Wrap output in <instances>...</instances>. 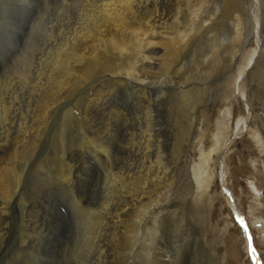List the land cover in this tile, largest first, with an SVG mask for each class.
<instances>
[{
	"label": "bare ground",
	"instance_id": "bare-ground-1",
	"mask_svg": "<svg viewBox=\"0 0 264 264\" xmlns=\"http://www.w3.org/2000/svg\"><path fill=\"white\" fill-rule=\"evenodd\" d=\"M222 1V6L226 7L223 16L225 17V13H227L228 20H232L230 27L233 33H236V37L244 45L256 33V31L254 33V29L251 28V23L248 21L250 13L244 14L248 8L242 0ZM169 2L172 4H170V8H166ZM169 2L168 0L167 3H165V0H72L71 4H65L63 1L58 0L52 4L50 0H0V67L3 62L8 63L0 72V217L3 219L1 224L2 234L0 235V259L3 252L1 247L5 246V244L7 245L5 241L7 229H9V221H11L10 216L12 215L11 204L16 198L20 202L23 195L21 191L24 180L23 173L26 171V166L18 168L17 162L27 158L42 157L41 152L46 151L48 147L49 142L46 136L50 134V124H54L51 123L53 117L58 114L59 124L64 123V116L68 112L66 106L68 98L72 96L78 86L86 84L85 82H88L94 74L99 73L104 79L108 78L106 82H108L107 90L109 94L114 92L113 84L119 83V86L128 90V94L125 93L130 99L135 96V100L132 99L130 115L132 117V115L137 114L135 117L144 119L145 123L147 120L150 123L149 120L153 116L150 117L154 97L163 94L165 92L164 86L166 85L172 88L179 86L176 91L184 100L188 109L185 115L190 117L191 131L194 129L191 133L195 132L199 119L202 124L210 122V117L205 112L203 113L201 109L202 103H205L206 100L209 99L212 102L213 96L212 94L209 95L208 84H200L198 89L197 86L196 88L180 86L178 80L176 82L161 81V77L166 76V73H169L171 68L178 63L179 55L183 49H188L194 44L193 38H197L195 35L193 37L191 33H194L193 31L197 28L194 30L193 26L196 27L197 24V27H199V23L195 22L196 19L193 21L192 19L191 21L189 20V16H191L189 14L192 13H189L190 0H169ZM257 2H259V5L261 2L264 5V0H258ZM254 5H257V3L254 2ZM176 7L177 12H175ZM182 7H184V10ZM34 9H36L35 12ZM260 10L259 7L255 18ZM219 11L220 8L217 9V12ZM214 15L218 16V14ZM223 16L218 17V20H221ZM252 16H254V12ZM216 26L218 27V24ZM211 28L205 31L206 35ZM213 28L215 27L213 26ZM225 39L227 37L224 35L219 43L225 41ZM219 43L216 44L218 48L221 46ZM216 51L217 48L214 52ZM201 54L202 66L212 69V54H205L204 52ZM255 57L256 55L253 53L250 59L251 62L254 61ZM258 62H255V66H257ZM245 70L246 67L239 72L234 84V91H231V89L228 91L227 81L220 85V92L224 99L232 98V92L238 91L239 93L240 91V94L243 95L240 83L243 82ZM259 79L260 89L258 92L263 93L264 74H261ZM94 81L96 83V79ZM90 89L88 90L90 91ZM79 95L77 96L79 97ZM90 95L92 96L91 93ZM72 98L74 99V97ZM77 98L76 101L79 99ZM99 98L103 100L102 94L98 95L97 99L95 97L93 103L97 102L99 104L101 101ZM258 99L263 102L259 105L264 111V99L261 97H258ZM76 103L78 105V102ZM81 104L82 101L80 102ZM113 108V110L112 108L109 109L111 110L109 115H113L115 119L121 117L125 121L127 117L121 116V111L118 110L117 106ZM98 114L100 113L98 112ZM111 118H108L109 120L105 119L104 128L100 127L101 129L99 128L98 132H94L92 139L89 137L90 139L83 142V146H86L85 154H88L89 157L98 158L103 156V159L105 157L110 159V151L108 149L111 147L109 143L112 145L116 132V128L112 127ZM100 119L102 118L100 117ZM72 121L69 122L73 123ZM227 121L229 119L218 121L216 125L217 132L210 148L204 145L205 134L200 133L198 130L196 131L199 136V163L193 171L199 189H201L199 196L207 201H211L208 193L212 177L210 162L213 161L214 157L218 161L219 156V165L222 166L221 155L231 139L232 131L227 127ZM92 122L95 123L96 121L94 122L93 120ZM114 123L117 125L116 121ZM79 129H82L81 126ZM88 129L90 128L88 127ZM117 131L119 132V129ZM239 131L240 129H238L237 134ZM28 133H31L29 144ZM141 136L142 142L139 144L138 152L143 158L141 159L142 162L140 161V168H134V170H139L138 172H133L132 168V170H123L112 168L111 165L106 164L107 175H105L106 179L103 181L100 190L104 194L102 198H97L98 200L88 199L90 190L87 192L82 190L79 193L80 195H78V200L72 197L75 201V203H72V209L77 220L79 219L76 223L79 237V254L85 255V259L81 262H75L71 259L69 264H151L150 257L155 250L154 264H178L176 254H172L171 259V252L165 250L161 241V247L155 248L151 245L155 242H153L155 237L153 232L159 231L162 219L160 216V207L162 206L159 204V200L162 196L171 194L174 190H172V185L175 183L176 166L182 158V150L179 147L174 153L172 164L161 173L162 171L159 168L153 170L155 167L150 163V158L147 157V153L151 152L150 142L152 137H154L149 134L148 125L142 128ZM76 137L78 138V136ZM55 141L53 137V142ZM136 143L138 144V142ZM48 159H50L49 161L52 160L51 158ZM146 160L149 163V170L146 168L145 172L143 171V163L145 164ZM100 161H102V158ZM51 162L53 163V161ZM53 166L54 164L52 168H54ZM74 168L75 166L69 159L66 160L65 157H60L54 172L60 175L59 177L63 182H68L72 186L80 179L77 176H73ZM115 170H117L116 173H112ZM153 171H156V173L152 174ZM225 173H220L223 175L221 183L225 181ZM55 184H58V182ZM250 187L254 189L255 193L259 191L251 182ZM164 188H167L166 192L163 190ZM91 194L93 195L92 190ZM38 195L40 194L37 193L36 196ZM229 195L227 198L229 203H232L230 204L232 205L231 208H233L232 196L230 193ZM51 206L53 207L54 205L49 200L44 203L42 209L36 205L35 209H38L36 213L32 214V220L30 218L32 222V226L30 225L32 227V257L29 256L27 260L25 259V264H62L60 251V243L63 241L61 239L62 236L60 235L59 239L58 235L53 233L55 238L47 237V233L56 228L54 225L59 224L55 221L56 218L53 216V211V214H50L49 209H51ZM234 214L241 221L242 216L237 212ZM150 218L153 221H150ZM150 222L155 225L151 227ZM243 222L245 225L241 226L246 233L248 238L247 246H249L250 232L244 220ZM63 238L65 239V237ZM146 242L147 244L150 243L148 247H146ZM156 246H159L158 241H156ZM251 247L253 250V245ZM73 253L74 247L71 249V254ZM183 257L189 262L196 261L198 258L190 253L183 255ZM13 259L9 263H6V261L1 263L0 261V264H10ZM137 259L140 260L139 263ZM254 259L257 264H260L259 258L255 256Z\"/></svg>",
	"mask_w": 264,
	"mask_h": 264
},
{
	"label": "rangeland",
	"instance_id": "rangeland-1",
	"mask_svg": "<svg viewBox=\"0 0 264 264\" xmlns=\"http://www.w3.org/2000/svg\"><path fill=\"white\" fill-rule=\"evenodd\" d=\"M50 1L53 4L58 0ZM59 1H63L65 4L72 3V0ZM242 1L248 8L247 12L245 11L244 14L250 13L248 21L251 23V28L254 29V33L256 31V33L251 36L244 45H242L240 42L241 40L236 37V33H233L230 27L232 20H228L227 13H225V17L223 16L226 7L222 6V0H190L189 13L194 12L195 14L193 13V15L190 13L189 15L191 16H189V20L191 21L192 19L193 21L196 19L195 22L199 23V27H197V24L196 27L193 26L194 30L197 29L191 34H193V37L195 35L197 39H195V37L193 38L195 41H193L194 44L188 47V49H183L182 53L179 55L178 63L171 68L169 73H166V76H162L163 78L161 77V81L176 82L178 80L180 86H190V88H196L197 86L199 89L200 84L209 85L208 92L209 95L212 94L213 96L212 102L209 101V99L206 100L205 103H202L201 109L203 113L205 112L210 117V122L208 124H202L199 119L194 133H191L194 129L191 131L190 117L185 115L188 109L185 106L184 100H182L176 91L179 87L178 85L173 87L174 89L167 85H162L165 87V92L153 99V107H151L150 117L153 116L149 120L150 123H148V120L145 123L144 119L135 117L137 114L132 115L131 117L130 109L133 100H135V96L130 99V97L127 96L128 90L119 86V83L113 84L114 92L109 94L107 90L108 82H106L108 78L104 79L99 73L94 74L88 82H85L86 84L80 85L75 89L72 96H70L71 98L74 97L75 100L69 97L66 102L68 112L64 116V123L59 124L58 114H56L51 121V123L54 124H50L49 126L50 134H47L46 136L49 143L46 151H43V153L41 152L42 157H34L32 159L27 158L25 160H19L21 162H17L18 168L26 166V171L23 173L24 180L21 191L23 192V195L20 202H18L16 198L11 204V221H9L8 231L6 230L7 236L5 243H7V245L5 244V246L1 247V250L3 249L2 258L0 259L1 263L3 261L9 263L14 258L13 262L10 264H25V259L27 260L29 256L32 257V214L36 213V210L38 209H35L36 205L38 207L40 206L39 208L42 209L44 203L48 200L49 202H53L54 205L49 209L50 214L54 213L53 216L56 218L55 221L60 225L55 224L54 226L56 228L52 229L53 231L51 230L48 232L47 237L55 238L54 234H56L60 239L62 236L61 239L63 241L60 243L62 264H69L71 259L75 262L83 261L85 255L79 254V237L76 225L79 219L77 220L73 212L74 210L72 209V203H75L73 199L76 198V200H78V195H80L79 193H81L82 190H85L84 192L90 190L88 199L98 200L102 198L104 194L100 190L103 181L106 179L105 175H107L106 164L111 165L112 168H120L123 170L131 168L134 170V168L136 169L137 167L140 168L142 162L141 159L143 158L138 152L139 144L142 142L141 132L142 128H145V126L148 125L149 134L154 136L150 142L151 152L147 153V157L150 158V163L155 167L153 170L159 168L162 171L161 173H163L165 169L172 164L175 156L174 153H176L179 147H181L182 150V158L176 166L174 177L175 183L172 185V190H174L171 194H165L159 200V204L162 206L160 207V216L162 219L161 224L159 225V231L156 233L152 231L155 236L153 242H155L151 246L155 248L161 247V241L165 250L171 252V259L172 254H176L178 264H257L252 255L253 250L256 252V257L259 258L260 264H264V111L259 105L263 102L258 99V97L264 99V92H258L260 89L259 78L261 74H264V53H262V51H264V5L261 2L260 6L259 2H257L258 0ZM254 2H256L257 5H254ZM165 3H167V0H165ZM170 4L172 3L169 2L166 5V8H170ZM259 7L261 9L259 11L260 15L258 14L255 18V14ZM219 8L220 11L217 12V9ZM182 9L184 10V7H182ZM35 11L36 9H34V12ZM175 12H177V7L175 8ZM253 12L254 16H252ZM214 14H218V16H215ZM220 16H223V18L218 20V17ZM216 24H218V27ZM213 26L215 28H213ZM246 26L248 25L246 24ZM210 27L212 28L206 35L205 31ZM224 35L227 39L219 43ZM218 43L221 45L219 48L216 47V44ZM214 48H217L216 52H214ZM203 52L205 54H212V69L202 66L201 53ZM253 53L256 57L254 61L251 62L250 59ZM260 54L262 55L261 58ZM248 62L250 63L249 66ZM255 62H258L257 66H255ZM7 64L8 63L3 62L0 67V72H2ZM245 67L246 70L243 75V82L240 83V86H243V88L242 86L240 88L241 91H243V95L240 94V91L239 93L238 91L234 93L232 92V98L224 99L220 92V85L224 81H227L228 91L229 89L234 91V84L238 74ZM93 79H96V83H94L95 81ZM101 83L105 84L101 85ZM88 89H90V91ZM88 92H90L92 96ZM75 93L77 95L80 94L79 97ZM100 94L103 96V100L102 98H99L102 102L100 101L99 104H97V102L93 103V99L95 97L97 99V96ZM76 98L79 101H76ZM72 100H74L75 103L78 102V105L77 103L75 105ZM81 101L83 105H80ZM69 102L71 106L69 105ZM115 106L121 111L119 112L122 117H127L125 121L121 117V119L119 117L118 119H115L113 115H109V111H111L109 109L112 108L113 110V107ZM98 112L100 114H98ZM91 114L94 116H91ZM66 117H70L71 119ZM100 117L102 119H100ZM91 118L96 122L93 123ZM108 118H111L112 127L116 128L115 136L113 134L114 140H112V145L109 143L111 147V150L108 149L110 151V159L106 157L103 159V156L98 157L99 159L94 156L89 157L88 154H85L86 146H83V142H85V140L87 141V139H92V136L95 134L94 132H98L100 127L104 128V123H106V120H109ZM112 119L116 121L117 125H115ZM221 119H229V121H227V127L232 131V135L221 155V160L223 161L222 166L219 165V156L218 161H216V158L214 157L213 161L210 162L212 170L210 172L212 173V177L208 193L210 194L211 201H207L199 196L201 189H199L193 171L199 163V136L196 134V131L198 130L200 133L205 134V138L203 139L204 145L205 147L210 148L214 142V135L217 132L216 125ZM69 121H72L73 123H70ZM80 126L82 131L79 129ZM87 126L90 129H88ZM117 128L119 129V132L117 131ZM72 129L73 131H76L73 132ZM238 129H240V131L237 134ZM70 135L71 137L69 138ZM75 135L78 136L79 139ZM27 136L29 138V144L31 133H28ZM52 136L54 137V140L58 141L57 143L56 141L53 142ZM131 138L133 141H131ZM136 142H138V144ZM81 148L83 150H78ZM60 157H65L66 160L69 159L75 166L73 176L80 178L75 185L72 184L71 186L68 182H63L59 177L60 175L54 172L56 171V165H58ZM48 158H51L53 163L49 161L50 159ZM101 158L102 161H100ZM88 159L91 163L87 161ZM92 159L93 161H91ZM53 164L54 168H52ZM148 164L147 160L145 161V164L143 163V171L146 172L145 169H148ZM116 171L117 170L112 173H116ZM138 171L139 170H134L133 172ZM221 172L222 174L226 172L225 181H223V183H221V178L223 176L220 174ZM153 173H156V171H153L152 174ZM57 182L58 184H55ZM250 182L259 190L257 193H255L254 189L250 187ZM222 186L230 192L233 201V208H231L232 203H229ZM167 188H164L163 190L166 192ZM91 190L93 191V195L91 194ZM37 193L40 195L36 196ZM235 212L242 216V219L245 221L248 231L250 232L249 246H247L248 238L246 237V233L235 216ZM2 221L3 219L0 217V235L2 234ZM150 221L153 220L150 218ZM154 225L155 224L150 222L151 227ZM63 237H65V239ZM156 241L159 242V246H156ZM145 244L146 247L150 245V243L147 244V242ZM252 245L253 250L251 247ZM73 247L74 253L71 254V249H73ZM29 249L30 251H28ZM155 253L156 250L152 252V256L150 257L151 264H154L155 262ZM189 253L197 256V260L192 262L187 261L183 255ZM137 262L139 263L140 260L137 259Z\"/></svg>",
	"mask_w": 264,
	"mask_h": 264
},
{
	"label": "water",
	"instance_id": "water-1",
	"mask_svg": "<svg viewBox=\"0 0 264 264\" xmlns=\"http://www.w3.org/2000/svg\"><path fill=\"white\" fill-rule=\"evenodd\" d=\"M222 187H223V190L225 191L226 195L228 196L230 192H228L224 186H222ZM229 196H230V195H229ZM237 219H238V218H237ZM238 221H239L240 225H242V226L245 225L244 223L241 224L240 220H238Z\"/></svg>",
	"mask_w": 264,
	"mask_h": 264
},
{
	"label": "snow or ice",
	"instance_id": "snow-or-ice-1",
	"mask_svg": "<svg viewBox=\"0 0 264 264\" xmlns=\"http://www.w3.org/2000/svg\"><path fill=\"white\" fill-rule=\"evenodd\" d=\"M241 224H243L244 222H243V219H241ZM252 255H253V257H255L256 256V252L255 251H253V253H252Z\"/></svg>",
	"mask_w": 264,
	"mask_h": 264
}]
</instances>
